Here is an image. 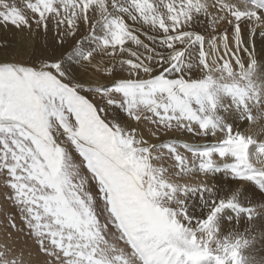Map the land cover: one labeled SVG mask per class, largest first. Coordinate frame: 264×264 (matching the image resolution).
Returning a JSON list of instances; mask_svg holds the SVG:
<instances>
[{
	"label": "snow or ice",
	"instance_id": "obj_1",
	"mask_svg": "<svg viewBox=\"0 0 264 264\" xmlns=\"http://www.w3.org/2000/svg\"><path fill=\"white\" fill-rule=\"evenodd\" d=\"M0 28L47 37L0 42V264H264V0H0Z\"/></svg>",
	"mask_w": 264,
	"mask_h": 264
},
{
	"label": "rangeland",
	"instance_id": "obj_2",
	"mask_svg": "<svg viewBox=\"0 0 264 264\" xmlns=\"http://www.w3.org/2000/svg\"><path fill=\"white\" fill-rule=\"evenodd\" d=\"M4 29V28H3ZM5 30V29H4ZM27 34H2L0 33V42H3L7 46V55L10 58H16L21 60L32 59L34 56H40L44 50L47 43V38L43 35H38L34 38L26 40ZM5 53L0 51V56H4ZM125 117L126 114L121 112ZM142 129L145 132L146 138H148V127L147 125H142ZM178 133V132H176ZM180 134V133H178ZM10 196V189L6 186L5 177L0 176V239L3 238L4 231L8 229L6 223L7 216H18V209L15 205L8 199ZM18 247H23L26 250L33 248L32 242L26 239V233L19 237L17 241ZM34 261L42 259V257H33Z\"/></svg>",
	"mask_w": 264,
	"mask_h": 264
},
{
	"label": "bare ground",
	"instance_id": "obj_3",
	"mask_svg": "<svg viewBox=\"0 0 264 264\" xmlns=\"http://www.w3.org/2000/svg\"><path fill=\"white\" fill-rule=\"evenodd\" d=\"M17 3H21V0H17ZM197 27H198V30H203V26H197ZM145 31H146V29H145ZM0 33L11 35V34H14L15 32L14 31H7V30H4L3 28H0ZM141 39H144L146 43H150L147 40V38L144 36H141ZM256 49H257L258 53L264 51V43H262L260 41L258 36L256 38ZM118 116L123 118V119H127V117H125L121 112L118 113ZM173 136L180 137L181 134L173 133ZM184 136H185V138H187V134H184ZM199 179H201V177H193L192 178V180H195V181H198ZM219 179H222V177H219ZM254 194H255L256 199H260L261 194L259 193L258 190H254ZM226 227H231V226L228 225ZM250 254L253 255L257 260H264V241H258L256 243L255 247L250 250Z\"/></svg>",
	"mask_w": 264,
	"mask_h": 264
}]
</instances>
